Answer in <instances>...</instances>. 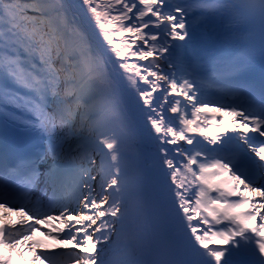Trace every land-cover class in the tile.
I'll return each instance as SVG.
<instances>
[{"label":"snow or ice","instance_id":"1","mask_svg":"<svg viewBox=\"0 0 264 264\" xmlns=\"http://www.w3.org/2000/svg\"><path fill=\"white\" fill-rule=\"evenodd\" d=\"M82 5L102 45L69 0H0V116L37 141L0 139V264L21 247L28 264H264V83L235 75L264 63V0Z\"/></svg>","mask_w":264,"mask_h":264},{"label":"bare ground","instance_id":"2","mask_svg":"<svg viewBox=\"0 0 264 264\" xmlns=\"http://www.w3.org/2000/svg\"><path fill=\"white\" fill-rule=\"evenodd\" d=\"M188 2H193V0H188ZM189 21L191 20V17L187 18ZM225 25L221 26L218 22L213 23L210 26H208L207 31L212 33L215 29H219L221 31L222 27H226ZM207 52H210L212 55L215 54V49L211 46L207 47ZM161 67L164 68L167 71L166 65L161 62ZM210 98V97H209ZM126 106L128 108V114L130 117V121L132 123V126L135 129L136 132V143H135V152L136 155L139 157L141 162L147 167V169L150 171L153 183H159V173H158V152H157V143L154 139V136L150 134L148 125H146L145 119L143 114L139 111L135 104V100L132 98H129L126 95ZM225 123L228 122L227 119L224 121ZM209 147V146H208ZM215 147H220V145H216ZM228 148H231L232 145H228ZM170 183V181H169ZM40 191V189H39ZM39 195V194H38ZM3 213V209H0V214ZM11 219H16V214L13 212L10 214ZM40 236H42V241L47 243L48 240L43 236V233H40ZM22 256H17L16 264H28L25 260V258Z\"/></svg>","mask_w":264,"mask_h":264},{"label":"rangeland","instance_id":"3","mask_svg":"<svg viewBox=\"0 0 264 264\" xmlns=\"http://www.w3.org/2000/svg\"><path fill=\"white\" fill-rule=\"evenodd\" d=\"M72 9H74L73 7H72ZM75 11V10H74ZM82 21V20H81ZM83 23H84V26L93 34V38H94V43H97V44H101L102 45V38L101 37H99V35H98V29H96V28H93V29H90L89 27H88V22L85 20V22L84 21H82ZM130 62H137L136 61V58H132L131 60H130ZM139 63H141V64H143V63H146V62H143V61H140ZM122 71V70H121ZM123 83H126V82H123ZM143 86V85H142ZM126 95L129 97V98H132L133 100H135V104H136V100H137V96H136V94H135V92L134 91H132V90H129L127 93H126ZM154 95H160V93L158 92V93H155ZM136 106H137V104H136ZM137 108H138V106H137ZM139 109V108H138ZM172 114L171 113H167V116H171ZM148 128H149V132H150V134L151 135H153V136H155V134L151 131V129H150V126L148 125ZM197 139L198 140H202L203 138H201V137H197ZM156 143H157V141H156ZM181 144L183 145V142H181ZM184 147H191V146H188V145H183ZM209 147H213L212 145H208ZM168 147H171L170 145L168 146ZM47 227V226H46ZM56 227H59V225H56ZM40 233L41 232H36L35 234H34V239L35 240H37V241H39V242H41L45 247H49V248H51V247H54L55 245H56V241H53V240H51V239H49L48 237H46L44 234H43V236L48 240V242L47 243H45V242H43L42 241V236H40ZM43 233V232H42ZM19 251L24 255L23 257L25 258V260H26V262L28 263L30 260H31V258H32V252H30V251H28L26 248H24V247H21L20 249H19ZM37 264H39V262H37Z\"/></svg>","mask_w":264,"mask_h":264},{"label":"trees","instance_id":"4","mask_svg":"<svg viewBox=\"0 0 264 264\" xmlns=\"http://www.w3.org/2000/svg\"><path fill=\"white\" fill-rule=\"evenodd\" d=\"M70 4L73 6L75 12L79 15L80 19L85 22H88L89 28H95L93 26V21L89 19L86 8L82 5V0H69Z\"/></svg>","mask_w":264,"mask_h":264}]
</instances>
